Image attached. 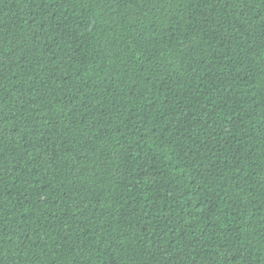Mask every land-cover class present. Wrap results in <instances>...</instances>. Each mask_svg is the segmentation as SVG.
<instances>
[{"label":"trees","instance_id":"16d2710c","mask_svg":"<svg viewBox=\"0 0 264 264\" xmlns=\"http://www.w3.org/2000/svg\"><path fill=\"white\" fill-rule=\"evenodd\" d=\"M0 264H264V0H0Z\"/></svg>","mask_w":264,"mask_h":264}]
</instances>
